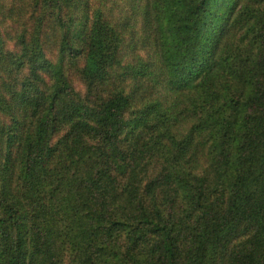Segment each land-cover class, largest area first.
Listing matches in <instances>:
<instances>
[{"label": "trees", "instance_id": "16d2710c", "mask_svg": "<svg viewBox=\"0 0 264 264\" xmlns=\"http://www.w3.org/2000/svg\"><path fill=\"white\" fill-rule=\"evenodd\" d=\"M0 264H264V0H0Z\"/></svg>", "mask_w": 264, "mask_h": 264}]
</instances>
